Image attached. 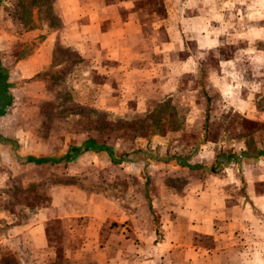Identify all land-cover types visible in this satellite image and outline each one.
<instances>
[{
    "label": "crops",
    "instance_id": "crops-1",
    "mask_svg": "<svg viewBox=\"0 0 264 264\" xmlns=\"http://www.w3.org/2000/svg\"><path fill=\"white\" fill-rule=\"evenodd\" d=\"M50 2L0 31V264H264V0Z\"/></svg>",
    "mask_w": 264,
    "mask_h": 264
},
{
    "label": "rangeland",
    "instance_id": "rangeland-1",
    "mask_svg": "<svg viewBox=\"0 0 264 264\" xmlns=\"http://www.w3.org/2000/svg\"><path fill=\"white\" fill-rule=\"evenodd\" d=\"M14 1L15 0H4L5 3L3 4V9L0 10V13L3 12L5 15L2 19H0V31L9 34V36H6L5 38L7 39L5 43H10L11 45L8 51L1 54V57L4 58L5 64L7 65V68L12 67L13 62H15L18 58L29 54L44 38V34H41L45 31L43 23L37 22L38 24L36 25L32 19L33 15L35 16L37 14L38 17L40 19L42 18L43 20L49 19L54 27L58 25V22L54 20L53 16L51 15L52 11L50 10V0H17L16 4L13 3ZM33 6H36L33 9H37V13L33 14ZM34 26H37L39 30L37 32L33 31V33L36 35L30 34L29 30ZM162 119L165 120L162 125L165 127L168 121L167 117H148L147 122L149 124L151 123V125L157 126L161 123ZM194 122H196L195 119ZM98 127L102 134L101 138H103L104 135L107 137L111 132L110 141L117 137L121 138L123 142H126L128 140L126 137H131L135 132L143 133L146 131L145 124H142L139 122V120L136 124L133 123L129 125L123 120L109 123L101 122ZM219 133L220 132H218V130L212 131V135H215V137L218 136ZM202 134L205 135L204 138L206 139L207 133L205 134V132H202ZM197 135L198 134H194L192 132L182 133V136H185L186 139L189 137L195 138ZM64 182L66 183V181ZM69 182L71 181H68L67 183ZM14 184L15 187H18L16 182H14ZM262 189L264 190V187ZM139 193L140 190H137V194ZM139 198H141V196L134 197L135 200Z\"/></svg>",
    "mask_w": 264,
    "mask_h": 264
},
{
    "label": "trees",
    "instance_id": "trees-1",
    "mask_svg": "<svg viewBox=\"0 0 264 264\" xmlns=\"http://www.w3.org/2000/svg\"><path fill=\"white\" fill-rule=\"evenodd\" d=\"M18 5H19V4H18ZM18 5H16V6H18ZM34 7H36V6H33L32 9H33ZM18 8H20V7H18Z\"/></svg>",
    "mask_w": 264,
    "mask_h": 264
}]
</instances>
